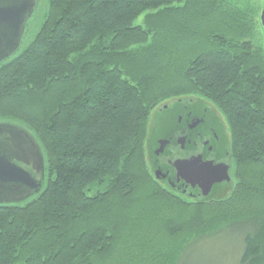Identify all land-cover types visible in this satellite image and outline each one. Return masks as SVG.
I'll return each instance as SVG.
<instances>
[{"label":"trees","instance_id":"1","mask_svg":"<svg viewBox=\"0 0 264 264\" xmlns=\"http://www.w3.org/2000/svg\"><path fill=\"white\" fill-rule=\"evenodd\" d=\"M262 2L45 0L0 62V121L45 159L41 192L0 204V264H178L231 230L241 263L264 264ZM181 97L224 120L231 178L215 198L178 196L149 167L152 114Z\"/></svg>","mask_w":264,"mask_h":264},{"label":"flooded vegetation","instance_id":"2","mask_svg":"<svg viewBox=\"0 0 264 264\" xmlns=\"http://www.w3.org/2000/svg\"><path fill=\"white\" fill-rule=\"evenodd\" d=\"M150 127L148 163L160 184L192 201L215 198L224 191L228 181H221L212 187L205 186V181L179 169L178 160L171 158V148L179 140L193 155L200 154L203 161L208 164L212 162L219 169H227L230 175L226 126L220 113L211 104L199 97L175 98L156 108Z\"/></svg>","mask_w":264,"mask_h":264},{"label":"water","instance_id":"3","mask_svg":"<svg viewBox=\"0 0 264 264\" xmlns=\"http://www.w3.org/2000/svg\"><path fill=\"white\" fill-rule=\"evenodd\" d=\"M36 4L37 0H0V62L20 47ZM260 21L264 29V5ZM171 152V158L178 160V168L198 176L205 186L230 182L227 169L206 163L181 141ZM44 177L45 159L34 136L18 124L0 121V204L17 203L40 193Z\"/></svg>","mask_w":264,"mask_h":264},{"label":"rangeland","instance_id":"4","mask_svg":"<svg viewBox=\"0 0 264 264\" xmlns=\"http://www.w3.org/2000/svg\"><path fill=\"white\" fill-rule=\"evenodd\" d=\"M256 1L261 3L263 0ZM38 5V10L29 19L32 29L42 14V8L45 7V0H38ZM141 20L142 17L137 22L139 23ZM24 36L22 44L29 41L30 35L28 31L25 32ZM242 252L243 245L239 241V232L231 230L211 240L192 245L178 264H242Z\"/></svg>","mask_w":264,"mask_h":264}]
</instances>
